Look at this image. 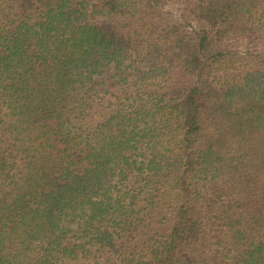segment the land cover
<instances>
[{
  "label": "trees",
  "instance_id": "trees-1",
  "mask_svg": "<svg viewBox=\"0 0 264 264\" xmlns=\"http://www.w3.org/2000/svg\"><path fill=\"white\" fill-rule=\"evenodd\" d=\"M0 264H264V0H0Z\"/></svg>",
  "mask_w": 264,
  "mask_h": 264
},
{
  "label": "rangeland",
  "instance_id": "rangeland-1",
  "mask_svg": "<svg viewBox=\"0 0 264 264\" xmlns=\"http://www.w3.org/2000/svg\"><path fill=\"white\" fill-rule=\"evenodd\" d=\"M178 7L176 6H171V7H166L165 8V12H169L170 14H172L173 18L177 21L179 20V16L180 14L178 13Z\"/></svg>",
  "mask_w": 264,
  "mask_h": 264
}]
</instances>
